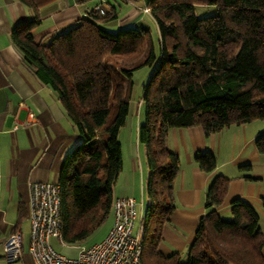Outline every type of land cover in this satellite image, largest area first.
<instances>
[{
    "label": "trees",
    "instance_id": "obj_1",
    "mask_svg": "<svg viewBox=\"0 0 264 264\" xmlns=\"http://www.w3.org/2000/svg\"><path fill=\"white\" fill-rule=\"evenodd\" d=\"M21 1L35 15L17 25L11 38L39 78L57 92L81 134L57 181L62 240L82 244L113 207L112 188L123 167L119 131L130 112L131 78L147 65L153 71L143 88L146 106L139 127L149 169L140 226L144 264H264L257 208L236 198L231 218L219 213L231 180L223 174L209 184L206 213L187 255L159 250L164 225L176 207L174 179L181 165L167 143L169 130L200 125L210 135L231 124L264 119V0H148L159 49L149 25L111 30L104 23L117 15L97 10L48 43L37 41L39 8L51 0ZM197 4H215L219 11L199 17ZM117 55L134 57L118 64L111 59ZM255 144L264 153V131ZM195 161L207 172L217 167L210 150L198 151ZM262 201L264 207V196Z\"/></svg>",
    "mask_w": 264,
    "mask_h": 264
},
{
    "label": "crops",
    "instance_id": "obj_2",
    "mask_svg": "<svg viewBox=\"0 0 264 264\" xmlns=\"http://www.w3.org/2000/svg\"><path fill=\"white\" fill-rule=\"evenodd\" d=\"M100 2L106 12L117 15L104 23L108 29L151 27V23H156L151 11L145 10L148 0ZM95 5L91 6L88 0H51L43 4L39 8L40 24L34 29L35 39L48 43L58 32L95 11ZM34 15L33 8L21 0H0V264H5L4 243L9 233L17 228L24 233L25 221L29 231L30 182H57L64 158L81 140L57 92L39 78L11 38L12 30ZM142 96L143 93L137 110L131 100L127 121L119 131L123 167L113 184L112 194L113 199L134 197L137 211L140 206L143 216L149 169L146 148L139 139L143 122ZM30 111L36 114L35 121L24 125ZM16 124L19 128L14 129ZM263 131L264 119L231 124L210 135H206L200 125L169 130L167 143L179 154L181 165L174 179L176 207L163 228L164 240L169 238L173 243H165L160 250L162 253L169 254L174 246L193 242L200 219L206 213L209 184L216 174L231 179L225 200L218 207L221 216L231 218V202L236 198L253 204L260 219L264 216V153H260L255 144L256 137ZM206 150L217 156V167L212 172L202 170L195 161V154ZM246 164L250 167H241ZM138 194H141L140 201L136 199ZM24 240L23 258L12 264L33 263L26 247L27 238ZM76 253L74 247L73 253L67 254Z\"/></svg>",
    "mask_w": 264,
    "mask_h": 264
},
{
    "label": "built area",
    "instance_id": "obj_3",
    "mask_svg": "<svg viewBox=\"0 0 264 264\" xmlns=\"http://www.w3.org/2000/svg\"><path fill=\"white\" fill-rule=\"evenodd\" d=\"M95 10L106 14L101 4ZM150 11L149 7L145 8ZM36 114L29 112L24 125L35 121ZM19 128V124L14 129ZM29 198L30 231L26 241L32 264H144L143 244L140 230L135 232L137 202L134 197L114 199V221L106 236L92 244L73 245L77 253L67 254L58 251L51 243V237L61 238V187L53 181H31ZM141 226V221H140ZM24 233L17 228L10 232L4 243L5 264H12L23 258ZM232 264V263H227Z\"/></svg>",
    "mask_w": 264,
    "mask_h": 264
},
{
    "label": "rangeland",
    "instance_id": "obj_4",
    "mask_svg": "<svg viewBox=\"0 0 264 264\" xmlns=\"http://www.w3.org/2000/svg\"><path fill=\"white\" fill-rule=\"evenodd\" d=\"M102 1H106V0H102ZM89 4L91 6H94L97 2H99L98 4L103 5L102 2H100V0H88ZM195 10L196 13L199 17H204V16H209V15H214L218 13V7L215 4H197L195 6ZM113 20V19H111ZM151 23V22H150ZM151 29H152V34H153V38H154V43H155V47L156 49H159V35H158V28L156 23H151ZM134 57L133 55H117V56H111L112 60H115L118 64L119 63H124L125 60H128L130 58ZM153 68L150 66H142L136 70H134L133 75H132V81H133V89H132V97L131 100L132 102L136 105V110H137V105H138V101L141 98V95L143 93V88L144 85L147 83L148 78L150 77V75L152 74ZM145 102H143V107H142V115H143V120H144V115H145ZM114 111V108H113ZM260 121L263 119H259ZM137 201L141 200V194H138L136 196ZM114 208L112 207L108 216L105 218V220L94 229V231L82 242L83 245H92L100 240H102L106 234L108 233L110 227L112 226V223L114 221ZM230 218V217H229ZM142 219V214H140V206H138V211H137V216H136V225H135V232H137L138 230H140V221ZM260 227L262 228V232L264 233V216H261L260 219ZM24 239L29 237V231L27 232V222L25 221L24 223ZM27 241V240H26ZM51 243L52 245L55 247V249H57L60 252L63 253H73L74 251V247L71 244L65 243L62 239L56 237V236H52L51 237ZM166 243V244H165ZM173 242H171L168 239H166V241L164 240V236L162 241L160 242L159 245V250H161L165 245L169 244L171 245ZM191 244V243H190ZM189 245H184V246H174L173 248H175L174 250H171L169 252L173 253V252H178L182 257H185L188 253V249H189ZM162 247V248H161ZM168 253V252H166Z\"/></svg>",
    "mask_w": 264,
    "mask_h": 264
}]
</instances>
